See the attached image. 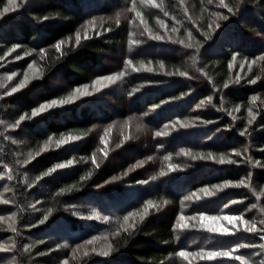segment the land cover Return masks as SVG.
Returning a JSON list of instances; mask_svg holds the SVG:
<instances>
[{
    "label": "trees",
    "instance_id": "16d2710c",
    "mask_svg": "<svg viewBox=\"0 0 264 264\" xmlns=\"http://www.w3.org/2000/svg\"><path fill=\"white\" fill-rule=\"evenodd\" d=\"M160 2L171 41L146 38L137 49L128 43L127 19L137 10L151 31H157L156 18L161 14L142 0H25L21 8L0 19V57L14 48L36 53L43 49L40 77L0 98V159L12 169L9 185L21 231L12 233L21 250L14 253L17 264H61L62 245L75 246L99 234L110 235L109 254L91 252L73 264H238L228 258L192 263L180 257V250L227 248L240 238L203 231L191 234L176 228V222L184 213L218 215L230 199L247 198L249 204L264 208V0H223L231 13L220 0H186L188 10L178 8V0ZM6 4L8 0H0V9ZM123 13L130 15L121 19ZM96 18L97 29L85 36L84 28ZM113 55L117 61L109 65ZM236 60L245 63V71L251 65L248 77L238 83L232 73ZM27 62L22 61L24 67ZM142 63L154 71H135ZM102 75L119 78L36 117L28 109L33 99L48 103L62 92L67 96L93 85ZM202 100L204 105L197 108ZM254 105L256 117L249 118L248 109ZM21 116L20 130L6 133L4 123ZM69 136L80 139L43 152L30 170L23 172L17 163L20 145L40 151L52 140ZM102 136L107 155L101 153L106 144ZM201 153L216 159L192 160ZM221 158L236 163L220 164ZM68 160L73 163L67 165ZM56 164L67 166L41 176ZM153 176L156 179L150 180ZM142 180L149 182L137 183ZM241 180L244 184L238 185ZM224 181L233 186L212 197L189 199L201 195L206 186L220 190L214 186ZM35 194L44 203L43 213L31 209ZM146 200L156 205L147 215ZM48 208L53 210L49 219L39 223ZM94 212L110 219H88ZM129 212L137 215L135 227L124 231L128 226H119ZM23 245L30 250L24 252Z\"/></svg>",
    "mask_w": 264,
    "mask_h": 264
},
{
    "label": "rangeland",
    "instance_id": "374dc122",
    "mask_svg": "<svg viewBox=\"0 0 264 264\" xmlns=\"http://www.w3.org/2000/svg\"><path fill=\"white\" fill-rule=\"evenodd\" d=\"M160 1L161 0H142V2L145 4V6H148L149 9H151L154 12L157 11L155 8L161 10L162 4ZM16 2L22 6V4L25 3V0H16ZM178 3H179L178 8H180L182 10L183 9L184 10L189 9L190 5H185L187 3L186 0H183V2H181V0L180 1L178 0ZM156 5H159V7H156ZM21 6L19 8H21ZM183 6H186V7H183ZM9 7H12V5H9ZM9 13H11V12H9ZM9 13H7V14H9ZM137 13H139L140 15H137ZM160 13H159L160 16L156 18L157 27H158V29H157L158 32H157L156 30L151 31L150 24L146 20L143 19V16L141 15V13L139 11L135 10L132 12V16L130 17V19H127L128 20L127 23L130 25L129 26L130 28L128 29L129 33L126 34V36H128V39H129L128 43L133 44V47H134L133 49H137L140 46H142L141 43H143L146 38H151V40H152L153 39L152 37L157 36V35L164 36L165 40H163V41H171L168 39V37L171 35V30H167L168 29L167 23L165 22L166 17H165L162 10ZM129 15L130 14H128V13L127 14L123 13L122 17H121V15H119V17H121V19H125ZM96 20H97V18L91 20L90 23H88L86 25V27L84 28V30H85L84 35L85 36L93 35V33L97 29V25H98V22L97 23L95 22ZM134 42H138V43H134ZM42 57H43V51H41V50L36 53L34 51H24V50L21 51L20 49L14 48L12 51H10L8 54H6V56H4L2 59H0V98L14 94L11 92V89L13 87H16V85L19 84L21 80H25V85H24V87H25L32 80L39 78L41 75L40 61H41ZM112 59H113V61L109 65H113L117 61V56L113 55ZM23 60L28 61L27 62L28 64L26 67H24V65L22 64ZM29 65H31V67H29ZM143 65L144 64L142 63V67H137V69H140V71L147 70L148 68L153 69V67H151V66H147V65L143 66ZM250 67H251V65H250ZM250 67H248V69L245 71V63L239 62L236 60L234 62L233 67H232V73H233L234 79L236 80L237 75H239V77H241V79L247 78L248 74H249V68ZM153 71H154V69H153ZM13 73H15L14 76L12 75ZM9 77H11V79H9ZM95 80H96V78H95ZM111 84H112V82L109 83L106 81H100V82H97L95 84L93 83V85H90V86L87 85V87L84 86V87L78 89L79 91H75L77 89H74L71 92L68 91L70 93H67V94H69L67 96H65V93L67 91L62 92L59 94V97L57 99H55L57 101V104L55 106H53L51 109L60 106L61 104L59 103V101H61V100L65 101V103L66 102L68 103L69 101L71 102L72 99H70V96H75L76 98H77V96L78 97L85 96V95H83V93H85V92L89 93V95H90L93 91V88L99 89L102 87L109 86ZM23 88L18 89L16 92L22 90ZM90 88H92L91 92H89L91 90ZM40 104H47V103H42L38 99H33L31 104L28 105L29 106L28 109L32 112V109L33 108L38 109ZM256 108H257V106L254 105L253 109H252V114H249V118H255L256 117V112L254 111V109L256 110ZM51 109L46 108L45 111L51 110ZM38 114H40V113H38ZM20 122H21L20 119L19 120L12 119V120L6 121L3 125L5 132L10 133V134L11 133L14 134L16 131H19L20 129H17V128L19 126L21 127ZM10 124H15L16 127L15 128H9L8 125H10ZM11 138H12V140L18 141V143H19V140H17L16 137L12 136ZM57 142L58 141H56V140H52L47 145H45L42 149H40V151H39V149H33V148L32 149H25V147L21 148V145H20L19 154H21V161H27V163H19V166L23 167V172H25V170H27V169L30 170V165H32V163L35 162L36 158L39 155H41L43 152H51L52 150L56 151L57 147H58ZM101 149H103V151H101V153H103V154L105 152L107 153V143L105 144V147H103ZM5 165H7V164H5L0 159V200L10 201V203H7V204L0 203V215H3L6 217L5 221H0V243L7 245L11 242L9 240V237H12L14 239V236L12 235V232L9 228V224H11L12 226H15L17 228L18 219H17V208L15 207L16 205L14 203L12 190H11L10 185H9L10 179L8 178V175H4V173L7 172V168H10V167L7 165V168H5L4 167ZM9 175L12 178V173H9ZM26 177H27V182L29 183V186L32 187L31 183H32L33 178H32L31 173L29 171H27ZM222 190L223 189H220V190L214 189V191L213 190H209V191H213L216 194V192H219V191L221 192ZM197 196L201 197V199L208 198V197H204L203 193L201 195H199V193H198V194H193L192 196L189 197V199L191 198L190 200H197L196 199ZM233 200L240 201V202L230 203V201H233ZM230 201L226 203L228 205L227 210H228V208L230 209L229 211H227L226 207H225L223 212H220L218 215H211V216L238 215L240 213H243L245 219L254 221L256 223L258 222L257 223L258 225H259L261 220H264L263 219L264 218V212H262L260 210L261 208H263V206L260 203L249 204V200H247V198L230 199ZM253 205H255V207H253ZM32 206H35V208H33ZM31 209L36 213L45 212L44 203H42V201L38 200L36 194L33 196L32 200H31ZM35 209H39V210H35ZM197 214L198 213L194 214V212L193 213H184L182 215L187 218L185 220H181L180 219L181 215H180L179 219L176 222V228H179V230H183V231L184 230L190 231V232H192L191 234H195L196 231L197 232L203 231L204 233L210 232L207 229H202L199 227V225L202 221H201V218ZM99 215L101 217V220L103 221L104 220V219H102L103 215H101V214H99ZM207 215H210V214H207ZM136 218H137V215L135 213V214H133V216L130 218L129 221H124V219H123L119 227L128 226L130 223H133L134 221H136ZM182 223H186L189 225H196V227H190L188 229H181L179 227V225ZM218 223L220 225H222L223 227H229V223L227 220L221 219L218 221ZM237 223H240V222L238 221ZM20 232L21 231L19 229H17V234H19ZM217 235L224 237V238L225 237L229 238V236H232V237L239 236L240 241H237V242H240V243H249L250 242L251 244L257 245V247H252V249L251 248H243V249H240L238 251H235V252H233V256L245 255L246 253H249L245 256H246V258L252 260L254 262V264H259L260 260H264V250H261L258 247V245L260 243H264V240H261L258 236L254 235V234H249L245 231H237L232 235H221V234H217ZM95 237H96L95 240H92V237H91V238H87L82 243L77 244V245H79L78 248H77V245H75V246H73V245L63 246L62 245L61 250H63V251H60L61 254H59L60 263L63 264V261L67 260L68 264H73V262L75 260H77L80 257H82L83 255H85V253L88 254L91 252H95L97 255L105 257L104 255H102V252L103 251L110 252L109 246H111V241H112L111 237L109 234H99ZM246 237H248L247 241H245ZM211 238L212 237H210V239ZM88 241H91V243H88ZM195 241H197V239H195ZM207 241H208V239H207ZM218 244H220V243H217L216 245H218ZM74 249H75V251H73ZM93 249H95L96 251H93ZM201 249L204 250L205 248H201ZM201 249L191 248L190 250L188 249L185 251L200 253ZM209 250H215V249L210 248V249H205L204 251L207 252ZM65 251H67V253L64 254ZM12 255H14V253L9 254V253L0 252V257H4V259H0V264H7V261L11 259ZM228 259H230V258H228ZM187 260L189 262H192V263H197V262H199V260H205V259L202 258L201 256H192Z\"/></svg>",
    "mask_w": 264,
    "mask_h": 264
},
{
    "label": "snow or ice",
    "instance_id": "6c2138e0",
    "mask_svg": "<svg viewBox=\"0 0 264 264\" xmlns=\"http://www.w3.org/2000/svg\"><path fill=\"white\" fill-rule=\"evenodd\" d=\"M181 2H183V0H181ZM221 4H223L224 8H226L228 10V12H232L233 10L231 8L228 7L227 4H224L223 0H220ZM9 5H12V7H9ZM21 5L18 4L16 2V0H8V4H6L3 9H0V18L4 17L7 13L9 12H14L16 11ZM156 7H159V5H156ZM137 15H140L139 13H137ZM219 15V14H218ZM228 16H223V19L224 20H228ZM119 21H117L118 23ZM217 28L220 27L219 24L216 25ZM175 30V29H174ZM154 40H159V41H163L165 40V37L164 36H160V35H157V36H154L152 37ZM169 40H171V37H168ZM134 43H138V42H134ZM179 44L181 45H185V41L184 40H179L178 41ZM59 43H57V48H59ZM16 47H19V45H17ZM185 47L187 48H193V45L191 43H188L185 45ZM41 51H43V49H41ZM196 51L199 52V46H196ZM264 58V57H262ZM0 59H2V57H0ZM196 59L197 57H193V63L196 62ZM233 59H235V55H233ZM127 65H132V61L131 60H128L127 61ZM229 66L231 67V63L229 64ZM29 67H31V65H29ZM135 71H140V69H134ZM149 72L153 71V69L151 68H148L147 69ZM13 76L15 75V73L12 74ZM124 73H120L119 76H123ZM171 75V73L169 74ZM181 76H187V73H180ZM119 76H98L96 77V80L94 81V83H97V82H100V81H108L109 83L111 82H114L115 79H118ZM9 79H11V77H9ZM26 79V78H25ZM241 79V77H239V75H237V78H236V82L238 83L239 80ZM256 81L255 80H250L249 83H255ZM25 85V80H21L19 84L16 85V87H13L11 89V92L12 93H15L18 89L20 88H23ZM103 86V85H102ZM85 87H87V85H85ZM228 85L225 84V88H227ZM75 91H79L78 89L75 90ZM89 93L85 92L83 93V95H88ZM133 93L132 92H129L128 95L131 96ZM70 99H76L75 96H70ZM213 97L212 96H208L207 97V100L210 102L212 101ZM251 99L253 101H255L257 99L256 96H253L251 97ZM60 104H64L65 101L61 100L59 101ZM205 101H201L199 104L196 105L197 108H200L204 105ZM57 104V101L56 100H52L50 102H48L47 104H40L39 108H33L32 109V115L33 117H35L38 113H43L45 111V109H51L53 106H55ZM237 111L239 110V105H237ZM248 112L249 114H252V109L249 108L248 109ZM230 116H231V113H228ZM24 117L21 116L20 117V120H23ZM233 119H235V117H233ZM253 121L252 119H249L248 120V124H251ZM0 123H3V121H0ZM18 123V122H17ZM142 125H137V127H141ZM181 127H188L189 125L187 124H180ZM9 128H15L16 125L15 124H10L8 125ZM165 127L167 128L168 126L165 125ZM173 127H176L175 124H173ZM157 136H166L167 133L166 132H157L156 133ZM80 137H73V136H69L67 139H62L60 141L57 142V146L61 145V144H67L71 141H76V140H79ZM100 139L104 142V143H107V141L104 139V137H100ZM101 151H103V149H101ZM182 152H184L185 155H189V152L185 151L184 149H181ZM105 155H107V153L105 152L104 153ZM237 155H240L239 153H237ZM192 160H197V159H202V160H206V161H213L216 159V157L214 155H212L211 153H208L207 155H204L203 153H201L199 156H192L191 157ZM149 160L152 159L151 156L148 157ZM167 159V157H166ZM93 162H95V157H93ZM17 163H27V161H17ZM73 163L72 160H68L67 161V165H71ZM218 163L220 164H225V163H236V161L234 160H231V159H228V160H225L223 158H221ZM5 168H7V165L4 166ZM66 167L65 164H56L54 167H51L47 170V172H44L41 174V176H47L53 172H55L57 169H60V168H64ZM98 167V165H97ZM169 168L170 169H173V166L172 165H169ZM174 170V169H173ZM12 169L11 168H7V172L4 173V175H8V178L11 179L9 173H11ZM161 176L165 175V172L163 171V169H161L160 173H159ZM41 176H37L35 179L37 181H39L41 179ZM81 180H84L85 177L84 176H81L80 178ZM113 180L115 179H119L118 177H113L112 178ZM150 180H155L156 177L153 176V177H150L149 178ZM149 182V180H142V181H138L137 183H141V184H147ZM105 183H108V181H105ZM244 184V181L241 180L239 182V185H243ZM229 186H233V182L232 181H224V183L222 185H218V186H214L218 189H222V188H226V187H229ZM61 191H63V189H61ZM203 192V196L204 197H212L215 195V192L213 191H209L207 186L205 188H203L201 190ZM184 199H188V197H185ZM197 200H200L201 197L197 196L196 197ZM240 201H230V203H238ZM0 203H10V201H6V200H0ZM33 208H35V206H32ZM150 207H156V205L151 201V200H146L144 202V214L147 215L148 213V209ZM225 207L227 208L228 205L226 204ZM253 207H255V205H253ZM35 210H39V209H35ZM262 212H264V208H261L260 209ZM52 209L51 208H48L47 209V212L43 215V219L41 221H39V223H44L46 222L48 219H49V215L52 213ZM14 215V214H13ZM200 218H201V223L199 225L200 228L202 229H207L208 231L212 232V233H217V234H221V235H232L234 234L235 232L237 231H245L249 234H254L256 236H258L261 240H264V220H261L259 225L254 222V221H251V220H248V219H245L244 217V214L243 213H240L238 215H227V216H211V215H207L206 213L204 212H200L197 214ZM133 216V213L132 212H129L127 215H125L123 217L124 221H129L130 218ZM88 219H92V218H96V219H101L100 215L98 213H93V216H90V217H87ZM143 218V217H142ZM6 217L3 216V215H0V221H5ZM102 219H104L105 221L109 220L110 217L108 216H103ZM181 220H185L187 219L186 217H184L183 215H181L180 217ZM227 220L228 223H229V227H223V229L221 230H213L211 227H208L207 224H213V225H216V224H219L218 221L219 220ZM240 222V223H237V222ZM220 225V224H219ZM32 226H35V225H32ZM135 227V223H130L128 225V228H125L124 231H128L130 228H134ZM175 227V225L173 226ZM179 227L181 229H188L190 227H196V225H189V224H186V223H182L179 225ZM9 228L11 230L12 233H16L17 232V228L15 226H12L11 224H9ZM96 237L93 236L92 237V240H95ZM9 240L11 241L9 244H3V243H0V252H4V253H20V248L17 247V244L15 242V240L12 238V237H9ZM88 243H91V241H88ZM60 246L57 245V248H59ZM79 247V245H77V248ZM110 247V246H109ZM252 247H257V245L255 244H250V243H240V242H236L234 243L233 245L227 247V248H218V249H215V250H209L207 252H205L203 249H201V252L200 253H194V252H189V251H184V250H180L178 252V255L182 258H184L185 260L189 259L190 257L192 256H201L202 258L204 259H208V260H214V259H217V258H230V259H233L235 261L238 262V264H254V262L248 258H246L245 255H236V256H233V252L235 251H238L240 249H243V248H252ZM258 247L261 249V250H264V243H260L258 245ZM30 250V246L29 245H23V251L24 252H28ZM75 251V249L73 250ZM93 251H96L95 249H93ZM109 254L108 251H103L102 252V255L104 256H107ZM85 255H87V253H85ZM0 259H4V257H0ZM7 264H17V260H16V255H12L11 256V259L7 261ZM63 264H68V261L67 260H64L63 261ZM259 264H264V260H260L259 261Z\"/></svg>",
    "mask_w": 264,
    "mask_h": 264
},
{
    "label": "clouds",
    "instance_id": "9594fccd",
    "mask_svg": "<svg viewBox=\"0 0 264 264\" xmlns=\"http://www.w3.org/2000/svg\"><path fill=\"white\" fill-rule=\"evenodd\" d=\"M208 227H211L213 230H221L223 229V226L222 225H219V224H216V225H213V224H207Z\"/></svg>",
    "mask_w": 264,
    "mask_h": 264
}]
</instances>
